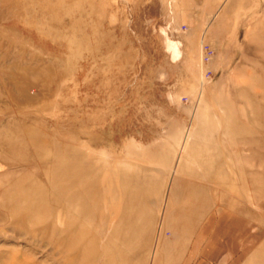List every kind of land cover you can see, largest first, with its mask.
<instances>
[{"label":"rangeland","instance_id":"374dc122","mask_svg":"<svg viewBox=\"0 0 264 264\" xmlns=\"http://www.w3.org/2000/svg\"><path fill=\"white\" fill-rule=\"evenodd\" d=\"M0 264H264V0H0Z\"/></svg>","mask_w":264,"mask_h":264},{"label":"built area","instance_id":"2783aa9c","mask_svg":"<svg viewBox=\"0 0 264 264\" xmlns=\"http://www.w3.org/2000/svg\"><path fill=\"white\" fill-rule=\"evenodd\" d=\"M211 49L206 47L202 51V59L203 61L207 62L211 58Z\"/></svg>","mask_w":264,"mask_h":264},{"label":"bare ground","instance_id":"6f19581e","mask_svg":"<svg viewBox=\"0 0 264 264\" xmlns=\"http://www.w3.org/2000/svg\"><path fill=\"white\" fill-rule=\"evenodd\" d=\"M109 189V188H108ZM110 190V189H109Z\"/></svg>","mask_w":264,"mask_h":264}]
</instances>
